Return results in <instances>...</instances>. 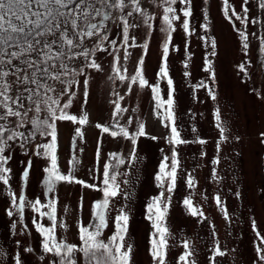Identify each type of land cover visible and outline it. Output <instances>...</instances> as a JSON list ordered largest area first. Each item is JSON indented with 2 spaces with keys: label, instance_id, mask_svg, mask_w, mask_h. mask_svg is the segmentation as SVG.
<instances>
[{
  "label": "rangeland",
  "instance_id": "rangeland-1",
  "mask_svg": "<svg viewBox=\"0 0 264 264\" xmlns=\"http://www.w3.org/2000/svg\"><path fill=\"white\" fill-rule=\"evenodd\" d=\"M257 2L258 0H250V17L264 20V14L258 8ZM230 3L235 4L239 11L243 0H230ZM205 9L209 17L207 33L200 27L205 23L203 18ZM151 11L157 17L161 15L159 7H153ZM159 25L160 20L157 19L150 39L149 52L145 57L146 78L150 83L157 82L156 73L161 64L162 43L165 37L160 32ZM190 27L194 31L190 37H186L179 24L177 25L168 60L169 74L176 89L174 95L178 128L182 138L190 143L176 146L180 167L177 186L172 193L171 207L164 222L170 233L166 264H182L178 258L185 251L183 247L185 240L189 242L193 251L191 259L195 264H256L258 257L255 245L259 241L256 231L252 228V220L256 221L257 230L264 235V143L260 139V133L264 132V53L258 50L259 41L250 35L249 53L248 56L244 55L236 30L240 28V24L237 21L234 28L225 19L222 14V0H193ZM247 30L258 35L264 31L259 23L253 24L251 20ZM146 31L142 27L139 31L132 30L130 34L137 37L138 44H142L146 38ZM205 36L207 43L201 39ZM112 38L116 36L113 34ZM212 38L217 42L215 56L210 55L213 51L210 43ZM175 45H179V51L175 50ZM129 52L131 55L127 68L131 75L142 49L130 48ZM189 55L191 58L188 60L187 70L190 75L184 76V61ZM205 59L212 61L215 80L210 79V74L205 71ZM110 61L111 57L107 54L99 55L98 63L102 64L103 71L92 72L90 98L85 106L89 122L82 126L83 138H78L75 146L72 141L78 125L67 121L59 122L58 163L61 171L67 174L69 161L75 156L79 163L74 169V174L89 183H99L93 179V172L90 171L94 170L96 165L98 145L101 149V167L103 163L110 161L115 163L109 156L110 153L125 157V164L120 165V175L117 179L121 188L132 194L131 199L127 201L130 219L126 243L133 246V264H153L150 248L154 229L152 222L146 217V204L152 196L159 194L154 176L163 155L170 156V145L165 139L168 130L154 113L156 102L151 89L133 85L129 94L126 85L119 81L113 83L108 79L112 75ZM242 62L245 63L247 75L238 67ZM121 64H124L123 57ZM201 82L206 86L197 87ZM159 84L163 98L167 99L166 80L159 81ZM209 88L215 94V100L209 95ZM113 89L125 97L121 105L129 111L124 115H132L131 109H136L135 114L140 122L145 123L146 132L149 134L138 140L139 159L133 166H129L127 162L131 147L129 142L119 137L112 138L109 134L103 133L101 128L96 127L98 123H111L110 116L113 110L111 101L115 98ZM82 104L81 95L70 111L79 115ZM217 109L222 126L226 128L227 139L224 140L221 139L219 128L216 126ZM124 122L121 120V123ZM134 127L135 125L132 130ZM193 128L196 129L195 132ZM152 135L158 139H150ZM237 136L239 140L236 139ZM197 139H203L206 143L194 142ZM217 158L219 163H213ZM27 159L19 149L16 150L12 162L15 175L11 181L14 191L20 190L18 176L26 166ZM45 166L43 159L33 157L30 182L25 189L28 199H33L34 196H41L43 201L48 199L47 196L41 195L42 169ZM188 174L194 178L193 188L187 185ZM125 179L129 180L128 185L123 184ZM5 188L6 186L0 183V250L6 253L0 256V264H14L17 251L22 252L25 264H48L47 259L43 262L39 260L42 254L39 245L43 238L32 223L33 218L39 220L38 214L26 208L23 223H20L15 215L8 217L6 209L10 206V200L6 196ZM236 192H239L240 196H236ZM217 194L221 198V206L216 204ZM51 195L59 197L56 228L58 239H67L69 243L79 244L78 222L82 220L87 225L92 220L91 204L102 198V193L75 183H59ZM186 197L192 199L193 206L203 211V216L190 214L183 204ZM114 202L118 206L125 203L123 197L116 198ZM225 206L228 211L227 219L223 211ZM115 215V211L110 213L108 227L103 231L102 238L105 241L115 230L113 223ZM14 221L17 222L15 230L11 227ZM41 222L46 226L50 224L46 217ZM61 222L67 226L66 230L60 227ZM17 240L23 247L18 248ZM217 240L225 254L215 256L213 260ZM26 247H32L35 251L31 254L23 252V248ZM77 259L79 264H83L82 255Z\"/></svg>",
  "mask_w": 264,
  "mask_h": 264
},
{
  "label": "snow or ice",
  "instance_id": "snow-or-ice-1",
  "mask_svg": "<svg viewBox=\"0 0 264 264\" xmlns=\"http://www.w3.org/2000/svg\"><path fill=\"white\" fill-rule=\"evenodd\" d=\"M250 0H243L241 8L237 11L235 4L230 0H222V14L234 28L236 22L242 50L245 56L249 53V36L259 41L258 50L264 53V31L258 35L256 32H248V24L261 25L264 29V20L250 17ZM257 6L264 14V0H258ZM153 7L161 9V15L156 16L151 11ZM193 15V0H0V183L6 186V196L10 200V206L6 209L8 217L14 215L23 223L25 209L30 208L38 214L39 220L32 219L36 231L43 238L40 242L42 254L41 262L47 259L48 264H79L77 257L82 255L83 264H133V246L126 243L130 211L127 201L131 199V193L118 182L119 167L125 164V157L117 153L109 156L115 163L107 162L100 166L101 149H96V165L93 179L99 183H89L79 179L74 174V169L79 161L73 156L69 161L67 174L61 171L58 163V124L59 122H72L77 124L73 145L78 138H83L82 126L89 122L85 106L89 102L90 82L92 72L103 71V66L98 63L99 55L107 54L111 57V73L108 77L115 83L119 81L126 85L130 94L133 85L140 88L149 87L155 100L154 113L168 130L165 138L170 145V156L163 155L158 164L154 180L159 194L152 196L146 204V217L152 222L154 232L152 234L150 256L153 264H166L170 245L168 243L169 229L165 226L166 214L172 203V193L177 186L178 169V145L190 143L182 138L178 128L177 113L175 110V86L169 74V52L173 46V34L177 31V25L186 37H190L193 29L190 27V18ZM205 23L200 25L207 33L209 29L208 11H203ZM159 19V30L164 34L162 43L161 64L156 73L157 82L150 83L146 78L145 57L149 52V44L152 32L155 30V21ZM111 22V23H110ZM144 27L146 38L142 44L137 43V37L131 35L132 30L139 31ZM113 34L116 38H112ZM207 43V37H201ZM210 55L215 56L217 42L211 41ZM141 48L142 54L134 68V73L129 75L127 62L131 53L130 48ZM179 51V45H175ZM187 47V43H186ZM123 57L124 64H121ZM188 59L184 61V76H189ZM250 63V61H249ZM205 71L210 74V79L215 80V71L212 61L205 59ZM242 73L247 75L245 63L238 65ZM167 82V99L161 94L159 81ZM203 82L197 87H205ZM213 100L216 99L211 88L208 89ZM82 95L83 104L79 115L73 114L74 102ZM115 97L111 104V123L97 124L103 133L112 138H123L130 144L127 156L129 166L138 161V140L149 135L146 125L140 122L135 114L136 109H131L132 115L125 116L128 108L122 107L121 101L125 99L115 89ZM217 128L222 140L227 139L226 128L222 126L219 109L216 110ZM124 120V123H121ZM134 130L133 129V126ZM196 131L195 128L192 129ZM150 139L158 137L152 135ZM237 140L240 138L237 136ZM261 142L264 143V132L260 133ZM194 142L205 144L203 139ZM19 149L26 156V166L18 176L20 190L12 188V178L15 175L12 167L14 154ZM219 149V142L217 143ZM82 152L83 149L81 148ZM163 151V150H161ZM33 157L45 161L42 169L43 178L41 195L48 199L43 201L41 196L28 199L25 189L30 182V171L33 166ZM21 163H24L21 161ZM218 164L219 158L213 161ZM101 173V175H96ZM125 175H127L125 173ZM213 175H216L215 169ZM77 184L88 189H94L102 193V198L91 204L92 220L85 225L82 220L78 222L79 244L69 243L67 239H58L57 228V204L58 195L55 192L57 184ZM128 185L129 180H123ZM187 185L195 186L194 178L188 174ZM240 196L239 192L235 193ZM123 197L125 203L117 205L116 198ZM217 206L222 205L220 196H215ZM183 204L192 216H203L204 213L198 207L193 206L192 199L186 197ZM80 209H83V197L80 198ZM115 211V230L107 241L102 238L103 231L108 227L110 213ZM224 216L228 218L226 206L223 208ZM67 212V208H65ZM50 222L45 225L41 221L44 218ZM252 228L256 231L259 243L255 245L257 254L256 264H264V235L257 230L256 221L252 220ZM15 230L17 222L11 225ZM60 227L66 230V225L61 222ZM23 231V229H21ZM158 237V238H157ZM18 248L23 247L17 240ZM185 251L179 255L182 264H195L191 259L193 251L188 241L183 242ZM35 249L23 248V252L31 254ZM219 241L214 247L215 256H223ZM6 255L0 250V256ZM14 264H25L23 254L17 251L14 256Z\"/></svg>",
  "mask_w": 264,
  "mask_h": 264
}]
</instances>
